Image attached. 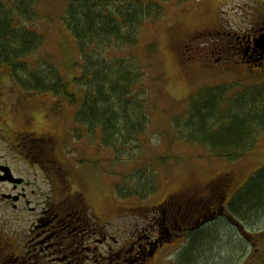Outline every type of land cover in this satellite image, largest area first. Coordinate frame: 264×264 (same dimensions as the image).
I'll list each match as a JSON object with an SVG mask.
<instances>
[{
    "label": "trees",
    "instance_id": "trees-1",
    "mask_svg": "<svg viewBox=\"0 0 264 264\" xmlns=\"http://www.w3.org/2000/svg\"><path fill=\"white\" fill-rule=\"evenodd\" d=\"M34 1L0 0L1 80L12 82L16 93L33 94L42 98L39 101L48 98L52 107L61 109L60 104H66L74 125L67 127V133L78 143L85 139L89 145L100 144L102 151L112 153L115 163L138 160L134 151L141 149L150 104V92L144 86L148 64L137 51L140 33L168 15L172 0H67L61 22L73 39L79 59L77 75L69 82L57 67L37 58L45 37L38 31L41 19L33 8ZM198 1L177 0L176 5ZM32 23L33 30L26 28ZM153 48L149 45L146 51L151 53ZM124 51L128 55H121ZM29 58L38 62L33 68L27 63ZM171 129L172 142L206 148L219 160L240 159L253 149L257 136L264 131V81L198 90L190 96L183 114L172 119ZM166 159L157 162L165 164ZM157 169L138 168L122 177L114 186L116 199L153 198L158 192ZM263 207L264 167L237 190L221 222H248L250 215ZM209 229L211 225L204 232ZM202 232L191 235L177 264L191 263L195 246L205 243L200 240Z\"/></svg>",
    "mask_w": 264,
    "mask_h": 264
},
{
    "label": "rangeland",
    "instance_id": "rangeland-1",
    "mask_svg": "<svg viewBox=\"0 0 264 264\" xmlns=\"http://www.w3.org/2000/svg\"><path fill=\"white\" fill-rule=\"evenodd\" d=\"M66 1L35 0L33 8L41 19L38 31L45 37V46L37 53V58L49 61L48 64L57 67L69 82L77 75L75 65L79 59L73 39L61 22ZM176 4L177 0H172L168 15L162 21L149 24L140 33L137 51L144 63L148 64L145 65L147 76L144 86L149 89L150 104L147 131L139 142L141 149L134 151L139 159L115 163L112 162V153L102 151L100 144L89 145L85 139L78 143L74 138L66 137L71 164L80 168L76 172L91 183L92 188L86 194L88 203L102 222L112 220L103 230L114 233L116 237L128 233L129 227L135 222L129 215L115 217L124 213L121 211L122 207L129 208L127 213L131 214L134 212L131 208L144 209L152 203L169 199L170 196L175 199L183 194L184 189L206 184L220 173H231L233 189L239 190L252 174L264 167V131L257 136L250 152L229 162L216 159L206 148L172 142L174 133L171 129L172 119L183 114L190 96L198 90L221 84L238 83L240 86H248L264 81L263 73L257 75V70L252 73L246 66L236 63L232 55L226 58L224 56V59L220 53L224 38L208 33V30L218 27L219 17L222 26L227 29L238 31L247 28L256 10H264V1L199 0L181 6ZM216 12H219V17H216ZM26 28L33 30V23ZM149 45H154L151 53L146 51ZM121 55H128V51ZM218 58L221 60L217 64ZM27 63L33 68L38 62L29 58ZM41 99L33 97L36 101ZM47 99L37 103L33 101L32 111L38 122H41L37 124L36 130L33 128L34 132L50 129L44 117L46 108L50 105ZM5 103L11 106L8 102ZM60 105L61 113L55 116L57 122L55 121L54 129L50 130L61 136L67 131V127L71 129L74 125L71 109L66 104ZM0 113L9 115L15 124L17 115L11 114L8 108H0ZM1 116L5 118V115ZM164 157H167L165 164L157 162ZM11 164L14 165L12 161ZM150 166L158 168L159 173L158 192L154 197L148 201L117 200L114 194L115 184H120L122 177L129 175L131 171ZM13 168H21V165H14ZM42 190L47 198V185H43ZM112 194L119 204L113 202ZM58 195L59 193L55 200ZM207 214L208 212L203 213L205 216ZM29 217L19 218L17 225L9 223L14 229L13 235L28 230L31 225ZM221 220L210 224L212 230L209 229L206 233V227L199 226L194 231H203L200 240L205 243L195 246L190 254V264H264V207L252 213L248 222L224 223ZM187 246L188 242L185 241L167 246L165 260L157 264H177L179 255ZM2 247L8 249L4 243Z\"/></svg>",
    "mask_w": 264,
    "mask_h": 264
},
{
    "label": "flooded vegetation",
    "instance_id": "flooded-vegetation-1",
    "mask_svg": "<svg viewBox=\"0 0 264 264\" xmlns=\"http://www.w3.org/2000/svg\"><path fill=\"white\" fill-rule=\"evenodd\" d=\"M220 20L207 32L224 38L222 57L232 55L252 73L264 74V10H256L248 27L238 31L225 28ZM52 106L44 113H49L45 121L50 129L61 113L59 106ZM0 108L17 115L15 124L9 115L0 116V264H157L165 260L167 246L187 243L199 226L225 217L237 192L232 174L220 173L206 184L184 189L176 200L170 196L144 209L131 208V214L122 207L124 213L115 217L129 215L135 222L128 233L116 237L103 230L112 220L102 222L88 203L92 186L71 164L67 131L61 136L48 128L34 132L41 122L32 111L33 94L16 93L12 82L1 78ZM11 161L21 168H13ZM43 185L49 188L47 198ZM112 199L119 204L113 194ZM21 217H29L31 225L13 235L9 223L17 225Z\"/></svg>",
    "mask_w": 264,
    "mask_h": 264
}]
</instances>
